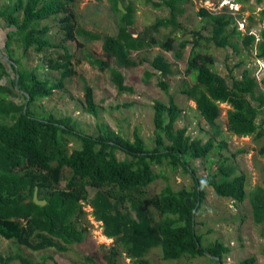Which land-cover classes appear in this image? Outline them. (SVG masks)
<instances>
[{
	"label": "trees",
	"instance_id": "trees-1",
	"mask_svg": "<svg viewBox=\"0 0 264 264\" xmlns=\"http://www.w3.org/2000/svg\"><path fill=\"white\" fill-rule=\"evenodd\" d=\"M187 1H152L156 8H169V17L157 19L133 33L130 31L134 26L133 9L125 5V0H116L114 10L121 14L122 21L117 34L104 36L78 24L72 9L74 0H12L0 6V29L3 28L1 23L9 29L4 49L0 48L1 239L35 252L49 249L66 252L85 239L81 222L86 215L84 203H89L94 218L103 223L106 237L116 240L135 264H150L147 256L157 248L161 249L164 261L207 257L211 264H223L230 248L220 241L204 246L202 236L197 233V214L205 200L206 187H211L214 194L223 199L239 203L249 199L253 219L262 226L264 237V174L263 185L249 195L248 175L238 172L234 162L236 156L246 151L227 156L223 153L226 141H217L222 134L221 104L231 108L227 114V129L232 135L264 138V118L259 123L260 116L264 115V91L253 68L246 67L241 77L234 76L231 68L227 69V76L218 74L214 70V56L199 50L203 36L197 30L191 31L192 41L177 42L173 35L163 42L156 39L155 34L163 25H172L173 29L183 26L178 18L185 12L182 4ZM234 1L244 5L251 1L258 5L264 3V0ZM120 2L126 13L120 10ZM262 15L264 17V10ZM200 17L212 25L206 40L217 47L237 51L238 45L232 41L237 37L249 53L257 49L258 60L264 62V28L257 45L258 35L251 29L246 32L239 29L236 18L230 13L216 14L201 9ZM50 20L57 21L64 32L62 42L51 40V26L45 24ZM77 35L88 41H103V57L90 52L89 62L102 72H112L120 94L136 93L122 71L144 64L145 58L134 57V54L160 47L173 53L175 61L179 62L184 50L191 45L185 73L192 85L180 92L196 101L199 115L213 130L212 136L204 142L201 138H192L186 126L176 127L183 110L170 94L166 79L174 73L173 64L163 54L156 55L150 63L154 71L146 70L148 77L157 76V86L168 98L167 102L152 100V148H148L137 128L133 140L105 124L99 125L98 136H89L76 130L67 119L35 116L32 106L37 101L64 90L66 81L74 78L83 84L85 110L94 117L99 116L94 89L76 69L81 60L67 45L70 41L82 47ZM13 41L21 47L23 55L29 51L46 54L44 61L51 71L60 74L58 81L44 79L38 70L24 67L13 54ZM13 98H22L23 102ZM71 136L80 144L72 151L68 140ZM120 151L127 156L123 160L118 156ZM214 154L218 155L217 159L212 158ZM259 155L264 158V145ZM198 160L210 166L215 164L216 170H209L205 177L199 176L194 167ZM153 166H165L172 172L182 169L190 176L192 186L174 190L166 184L160 194L147 198L146 189L158 178ZM36 188H39V198L47 201L46 206L34 202ZM89 188L95 191L92 198ZM120 256L116 246L104 258L108 264H119ZM15 260L14 256L0 253V264H11ZM21 261L33 264L26 259ZM256 262L257 259L251 257L239 264Z\"/></svg>",
	"mask_w": 264,
	"mask_h": 264
},
{
	"label": "rangeland",
	"instance_id": "rangeland-1",
	"mask_svg": "<svg viewBox=\"0 0 264 264\" xmlns=\"http://www.w3.org/2000/svg\"><path fill=\"white\" fill-rule=\"evenodd\" d=\"M12 0H0V6L7 5ZM116 0H74L72 9L76 15L78 24L90 29L102 36L107 34H117L119 25L122 21L121 14L114 10ZM158 2L159 0H152ZM151 0H125V5L133 9L134 30L140 31L145 26H150L157 19L169 17V8L162 6L156 8ZM124 5V4H123ZM185 12L179 16L178 20L183 25L179 29H173L172 25H163L155 34L160 42L166 40L169 35L175 39L194 40L191 31L197 30L203 36L199 45V50L208 53L215 58L214 70L222 76H227L228 70L232 69L236 77H241L246 67L254 69V74L261 83L264 91V62L258 60L257 49L254 53H249L241 45L237 37L232 41L238 45V50L232 48L223 49L217 47L213 42L206 40L211 34L212 25L208 20L200 17V10L207 9L216 14L230 13L238 23V28L244 32L249 29L260 37V32L264 28V3L257 4L251 1L249 4H237L234 0H188L182 4ZM125 7V6H124ZM127 11V10H126ZM51 26L50 37L53 43L63 41L64 32L55 20L45 22ZM0 29V48L4 49L7 40L6 24L1 23ZM82 47H77L76 42H68V48L77 59L81 60L76 65L77 71L84 77L88 85L94 89V97L99 105V116L94 117L85 110L83 84L78 78L66 81L64 90H57L48 99L37 101L32 106L35 116L44 118L55 116L67 119L71 126L76 130L82 131L89 136L99 135V125L105 124L116 131L121 132L125 137L133 140V132L137 128L140 135L145 140L148 148L154 146L153 142V108L152 100L167 102L166 94L157 86V76L148 77L146 70L154 71L151 67L153 58L158 54H163L173 64V75L167 77L170 85V94L175 97L179 107L183 110L181 118L176 122V127L186 126L188 134L192 138H201L206 142L213 134V130L206 121L199 115L196 101L189 99L181 94V90L192 85V81L185 73L186 62L189 58L191 45L184 50L182 59L176 62L173 53L163 51L160 47H151L143 52L134 54V57L145 58L144 64L133 69H123L127 84L133 86L136 93L120 94L115 85L112 72L110 70L102 72L98 67L90 64L89 54L103 57V41H88L83 36L77 35ZM260 39L257 40V45ZM13 54L20 59L22 65L29 69L38 70L40 76L53 82L58 81L60 74L51 71L48 64L44 61L46 54L37 55L29 51L23 55L21 47L17 42L12 44ZM54 52V51H53ZM54 56H57L54 52ZM4 56L1 55V58ZM236 67L238 64H242ZM16 102H23L22 98H13ZM129 105V106H126ZM221 114L219 124L222 134L217 141L224 140L227 148L224 154L231 156L239 150L246 151L245 154L236 156L234 162L238 167V172L248 175L247 191L251 195L260 185H263L264 164L259 155V149L264 145V138L257 140L255 136L237 137L227 129V114L230 106L220 105ZM264 115L259 118L262 123ZM71 151L79 148L80 144L75 137H68ZM121 160L127 156L123 152H118ZM218 155H212L217 159ZM194 167L198 170L201 177L207 176L209 170L214 172L216 165L210 166L201 160L194 162ZM158 178L146 189L147 198H153L160 194L166 184L174 190L192 186L191 178L182 169L172 172L170 168L153 166ZM67 173V171H66ZM256 178H258L256 182ZM66 183V182H65ZM95 191L89 188V195L92 198ZM86 213L85 220L81 222V228L85 232V239L80 244L72 245L66 252L57 249L35 252L25 247L18 246L13 242H7L0 238V253L5 256H14L16 260L11 264H25L21 259H26L33 264H108L104 258L113 247H118L121 256L119 264H135L125 250L118 245L116 240L106 237L105 227L102 222L93 216V208L89 203H84ZM197 233L202 236L204 246L220 241L230 248V254L224 259L223 264H239L240 262L255 257L256 264H264V237L262 226L255 223L252 214L250 200L244 203L234 202L216 196L211 187H206V197L197 214ZM150 264H211L212 261L207 257L191 258L184 257L178 261H164L160 248L154 249L147 256Z\"/></svg>",
	"mask_w": 264,
	"mask_h": 264
},
{
	"label": "water",
	"instance_id": "water-1",
	"mask_svg": "<svg viewBox=\"0 0 264 264\" xmlns=\"http://www.w3.org/2000/svg\"><path fill=\"white\" fill-rule=\"evenodd\" d=\"M119 8H120V10H122L123 12H125V13L127 12L122 2L119 3ZM130 31H132L133 33L136 32V31L134 30L133 26L130 27ZM26 107H27V104H26ZM34 202H35L37 205H40V206H46V205H47V201H45V200H41V199L39 198V188H36L35 195H34Z\"/></svg>",
	"mask_w": 264,
	"mask_h": 264
},
{
	"label": "crops",
	"instance_id": "crops-1",
	"mask_svg": "<svg viewBox=\"0 0 264 264\" xmlns=\"http://www.w3.org/2000/svg\"><path fill=\"white\" fill-rule=\"evenodd\" d=\"M231 109V108H230ZM235 136V135H234ZM263 164H264V158L261 159ZM264 170V169H263ZM263 177V176H262ZM258 178H256V182H257Z\"/></svg>",
	"mask_w": 264,
	"mask_h": 264
}]
</instances>
